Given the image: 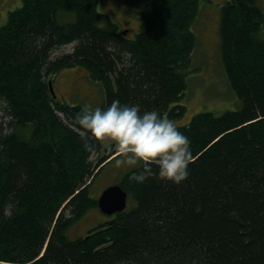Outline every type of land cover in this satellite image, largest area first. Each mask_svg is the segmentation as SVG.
Listing matches in <instances>:
<instances>
[{
    "label": "trees",
    "instance_id": "16d2710c",
    "mask_svg": "<svg viewBox=\"0 0 264 264\" xmlns=\"http://www.w3.org/2000/svg\"><path fill=\"white\" fill-rule=\"evenodd\" d=\"M102 1L21 0L0 26V264H264L259 0L221 3V63L240 107L178 126L191 142L188 177L138 182L140 165L120 181L133 206L68 238L98 207L90 190L108 155L79 130L82 105L54 97L49 82L84 70L101 86V107L118 98L178 120L197 44L200 0H148L133 39Z\"/></svg>",
    "mask_w": 264,
    "mask_h": 264
},
{
    "label": "rangeland",
    "instance_id": "374dc122",
    "mask_svg": "<svg viewBox=\"0 0 264 264\" xmlns=\"http://www.w3.org/2000/svg\"><path fill=\"white\" fill-rule=\"evenodd\" d=\"M147 1L103 0L99 5V10L108 12L121 29H129L130 38L133 39L139 30L142 31L143 29L141 13L144 11ZM223 1L200 0L199 2V17L192 27L197 38V44L193 66L188 74V88L181 102L186 107V112L182 118L174 120L177 126L189 123L193 116L200 112H213L216 115H222L226 111H235L240 107L239 99L229 85L220 57L221 3ZM20 6L21 0H0V26L6 24L9 12ZM259 6L264 14V0H259ZM72 48L73 44L61 47L55 55L59 56L70 52ZM54 91L60 101L71 106L90 104L93 107H101L103 103L101 86L90 79L86 71L73 67L64 68L58 73L55 77ZM100 140L103 146L101 156L104 155V148L110 144L114 146L113 151H118L111 138L106 137ZM98 157L99 155L95 154L91 160L96 163ZM113 162L112 165L115 167H112L111 173L108 169L112 165H109L97 177L96 182L99 181L97 190H94L93 187V190H90L93 198L99 199L101 194L98 191L104 188L107 183L118 185L125 173L141 165L138 163L137 165L123 164L118 166L115 161ZM104 178L105 180H102ZM133 204L134 202L129 198L126 209H130ZM103 216L110 218L97 209L89 211L81 221L69 229L68 238L74 240L85 236L88 231L102 221Z\"/></svg>",
    "mask_w": 264,
    "mask_h": 264
},
{
    "label": "clouds",
    "instance_id": "9594fccd",
    "mask_svg": "<svg viewBox=\"0 0 264 264\" xmlns=\"http://www.w3.org/2000/svg\"><path fill=\"white\" fill-rule=\"evenodd\" d=\"M74 119L82 135L115 142L116 165L140 163L133 173L138 182L157 177L180 184L189 175L190 138L158 109L142 111L139 104L117 98L107 107L84 104Z\"/></svg>",
    "mask_w": 264,
    "mask_h": 264
},
{
    "label": "water",
    "instance_id": "95a60500",
    "mask_svg": "<svg viewBox=\"0 0 264 264\" xmlns=\"http://www.w3.org/2000/svg\"><path fill=\"white\" fill-rule=\"evenodd\" d=\"M50 92L53 94V87L49 82ZM110 153L111 147L105 150ZM127 193L118 185L107 188L99 198L98 205L102 212L113 214L125 209L127 204Z\"/></svg>",
    "mask_w": 264,
    "mask_h": 264
},
{
    "label": "bare ground",
    "instance_id": "6f19581e",
    "mask_svg": "<svg viewBox=\"0 0 264 264\" xmlns=\"http://www.w3.org/2000/svg\"><path fill=\"white\" fill-rule=\"evenodd\" d=\"M125 34V33H124ZM102 150V149H101ZM95 169H97V168H95ZM96 175V174H95ZM106 177V176H105ZM105 179V178H104ZM104 179H102V180H104ZM100 180V179H99ZM102 180H100L101 182H102ZM106 183V182H105ZM92 184V183H91ZM101 185H102V183H101ZM129 188V187H128ZM91 190H93V189H91ZM91 193V192H90ZM98 225V224H97ZM95 228V227H94Z\"/></svg>",
    "mask_w": 264,
    "mask_h": 264
}]
</instances>
